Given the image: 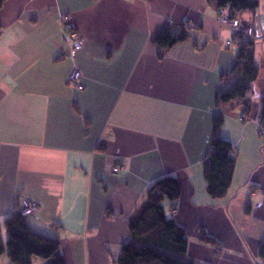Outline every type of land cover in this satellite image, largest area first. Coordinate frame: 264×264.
I'll list each match as a JSON object with an SVG mask.
<instances>
[{"label": "crops", "instance_id": "crops-1", "mask_svg": "<svg viewBox=\"0 0 264 264\" xmlns=\"http://www.w3.org/2000/svg\"><path fill=\"white\" fill-rule=\"evenodd\" d=\"M258 1L256 12L240 17L255 30L260 67L242 124V107L216 104L239 76L237 46H226L232 35L212 0H7L0 10V222L28 199L38 206L29 227L59 240L67 264H117L132 241L130 217L155 181L172 176L182 195L165 211L189 234L184 261L263 264L264 132L253 120L264 99ZM64 15L85 38L77 58L82 91L68 83L74 64L65 57ZM166 31L186 39L162 47L156 39ZM219 115L237 163L226 197L215 200L204 163ZM117 165L123 171L112 174ZM202 230L214 243L200 240Z\"/></svg>", "mask_w": 264, "mask_h": 264}, {"label": "trees", "instance_id": "trees-1", "mask_svg": "<svg viewBox=\"0 0 264 264\" xmlns=\"http://www.w3.org/2000/svg\"><path fill=\"white\" fill-rule=\"evenodd\" d=\"M6 1L0 0V10ZM212 1L218 11L229 7L233 18L259 9L258 0ZM185 39L186 34L174 37L166 31L157 37L156 43L172 48ZM234 43L238 51L234 73L239 79L231 88L218 93L216 104L220 107L234 105L233 109L242 107L243 113L250 117L253 86L259 78L260 67L255 60L254 40L245 43L238 39ZM261 104L264 127V99ZM223 120V115H219L214 121L212 147L204 163L207 192L215 200L226 197L237 163V149L221 135ZM181 195V181L176 177L167 176L152 184L146 193V200L129 219L132 241L122 247L117 264H198L184 261L189 249V234L165 211V203L176 206ZM19 206L20 201L15 211L0 222V260L6 255L11 264H32L34 258L52 261L51 264H67L65 257L60 255L61 242L33 232ZM4 230L7 233L6 242L3 240ZM200 240L214 243L205 230L201 231ZM258 257L264 264V241L259 247Z\"/></svg>", "mask_w": 264, "mask_h": 264}, {"label": "built area", "instance_id": "built-area-1", "mask_svg": "<svg viewBox=\"0 0 264 264\" xmlns=\"http://www.w3.org/2000/svg\"><path fill=\"white\" fill-rule=\"evenodd\" d=\"M218 21L225 25L232 35V40H229L226 43L227 47H231L235 40L241 39L243 42L247 43L251 40H256L255 30L251 26H245L240 18H233L230 13L229 7L223 8L219 11ZM60 28L63 33V38L67 46V51L65 53V57L70 59L74 68L71 71L68 77V83L82 91L84 88L81 84L82 73L77 66V58L79 52L85 46V38L82 33H80L76 27L70 22V17L68 15H64L61 18ZM264 42V37L260 38ZM259 127H261V131L264 132L262 128V117L261 115L256 116L254 119ZM248 121V117L243 113L239 116V122L244 124ZM124 169V166L117 165L111 169V173L115 175H119ZM20 201V211L21 213L28 217L35 213L38 210V206L36 203L21 198Z\"/></svg>", "mask_w": 264, "mask_h": 264}, {"label": "rangeland", "instance_id": "rangeland-1", "mask_svg": "<svg viewBox=\"0 0 264 264\" xmlns=\"http://www.w3.org/2000/svg\"><path fill=\"white\" fill-rule=\"evenodd\" d=\"M175 209H176V208H175ZM4 238H6V237H3V240L6 242L7 239L5 240ZM4 260H8V257H7L6 255H4V256L1 258V260H0V264H3Z\"/></svg>", "mask_w": 264, "mask_h": 264}, {"label": "bare ground", "instance_id": "bare-ground-1", "mask_svg": "<svg viewBox=\"0 0 264 264\" xmlns=\"http://www.w3.org/2000/svg\"><path fill=\"white\" fill-rule=\"evenodd\" d=\"M220 251L223 252V251H225V250H224V249H221Z\"/></svg>", "mask_w": 264, "mask_h": 264}]
</instances>
